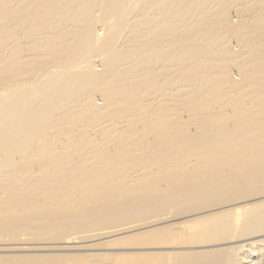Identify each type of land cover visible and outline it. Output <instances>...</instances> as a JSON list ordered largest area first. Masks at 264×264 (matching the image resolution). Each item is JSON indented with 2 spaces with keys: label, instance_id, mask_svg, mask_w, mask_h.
<instances>
[{
  "label": "bare ground",
  "instance_id": "1",
  "mask_svg": "<svg viewBox=\"0 0 264 264\" xmlns=\"http://www.w3.org/2000/svg\"><path fill=\"white\" fill-rule=\"evenodd\" d=\"M0 264H264V0H0Z\"/></svg>",
  "mask_w": 264,
  "mask_h": 264
},
{
  "label": "rangeland",
  "instance_id": "2",
  "mask_svg": "<svg viewBox=\"0 0 264 264\" xmlns=\"http://www.w3.org/2000/svg\"><path fill=\"white\" fill-rule=\"evenodd\" d=\"M232 13H233V11H232ZM232 16H233V18L236 20V16L234 15V14H232ZM233 46H234V49L235 50H237L239 47L236 45V44H233ZM100 67V66H99ZM100 69V68H99ZM236 74V73H235ZM237 78H239V75H235Z\"/></svg>",
  "mask_w": 264,
  "mask_h": 264
}]
</instances>
